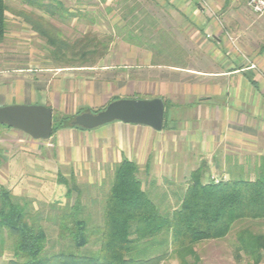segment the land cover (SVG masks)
<instances>
[{"label": "crops", "instance_id": "crops-1", "mask_svg": "<svg viewBox=\"0 0 264 264\" xmlns=\"http://www.w3.org/2000/svg\"><path fill=\"white\" fill-rule=\"evenodd\" d=\"M66 1L78 8L76 20L100 12L101 22L115 23L98 37L124 40L116 55L127 61L76 70L75 82L68 74L57 78V72L68 70L39 60L36 48L25 47L14 59L0 44V107L43 105L52 112L72 113L107 105L113 98L158 97L165 105V128L156 132L117 121L92 130L64 126L47 141L22 132L23 136L0 132V185L14 196L30 191L40 196L47 191L45 180L55 177L52 193L56 204L63 205L66 190L57 180L64 177L66 167L73 172L95 169L91 173L101 182L105 169L114 170L124 158L146 172L152 165L179 166V174L166 176L170 183H185L198 169L203 182L215 173L228 178L247 173L254 178L264 165V78L252 68L251 57L233 47L227 28L209 9L223 8L229 0ZM223 22L229 24V17ZM113 49L106 51L102 62ZM258 58L264 66V54ZM83 77L90 81L100 77V87L90 85L87 91L80 89L81 94L69 90ZM169 193L171 201L173 191Z\"/></svg>", "mask_w": 264, "mask_h": 264}, {"label": "trees", "instance_id": "trees-1", "mask_svg": "<svg viewBox=\"0 0 264 264\" xmlns=\"http://www.w3.org/2000/svg\"><path fill=\"white\" fill-rule=\"evenodd\" d=\"M24 1L50 16L56 11L60 20L76 17L59 0H48L49 5H43V0ZM6 12L5 0H0V44L5 40ZM35 30L54 45L53 38L43 29ZM69 48L70 57L88 67L94 66L107 51V46L95 37L84 36L68 44L56 36V58L65 59L64 50ZM69 119L64 117L55 123L53 120L52 135L66 126ZM138 174L135 162L122 159L114 167L108 189L101 198L98 199L97 193L94 198L89 197V210L81 204L82 190L74 180L68 182L59 176L58 183L66 187L67 203L50 207L55 213L51 220L66 246L48 256L45 247L49 237L42 225L41 211L20 204L22 198H15L0 186V257L8 240L13 259L6 264H160L168 258L187 264L188 257L196 256L194 246L199 243L223 240L239 223L264 220V165L252 179L230 178L217 183L203 182L201 170H195L183 185L176 186L172 193L175 202L168 201L171 205L167 203L164 185L168 188L173 183L165 180L162 187H157L151 180L145 189ZM74 193L76 197L70 203ZM236 236L237 251L255 256L259 262L264 236L246 229L239 230ZM67 245L77 251L94 250L88 254L72 253L65 250Z\"/></svg>", "mask_w": 264, "mask_h": 264}, {"label": "rangeland", "instance_id": "rangeland-1", "mask_svg": "<svg viewBox=\"0 0 264 264\" xmlns=\"http://www.w3.org/2000/svg\"><path fill=\"white\" fill-rule=\"evenodd\" d=\"M65 1L64 7L66 10H68L70 13L78 12L73 7V4L66 3ZM73 1V0H70ZM218 3H222V0H216ZM6 6H7V12L5 13L6 16V32L7 37L3 41L2 48H5L7 54L11 55V58H16L15 56L21 54V49L25 47L29 48H36L40 51L41 55H38L37 58L39 60L45 61V63L49 65L56 66V70L60 69L62 70H68L64 72H57V78H62L64 74H68L72 76V80L76 82V76L74 75L76 70H83L82 68H86L84 70H87L88 66L90 65H80L77 59H73L70 57L71 54V48L64 50L66 54L65 59H58L56 58V36L60 39L66 41L68 44H72L77 40L82 39L84 36H90L97 38L98 41H100L102 44L107 46V51L110 47L114 48L113 52L114 54H111L108 59L105 60V62H102L101 59L97 60L94 65L99 64H107L110 63L112 65H117L120 62H126L125 58L128 59V57L122 56V55H116V52L119 51L118 44L119 42H123L124 40L117 39V38H100L99 35L105 34L106 29L109 25L113 24H107L101 22V13L99 12L101 10V7H96L95 9L99 12L98 15L96 14H90L89 17L85 18V20H76L75 18H63L60 20L59 18H56V11L55 15L50 16L47 12L43 10H36L31 7H29L24 0H5ZM50 3L48 0H43L42 4L49 5ZM210 11L216 15V17L220 18V21L222 22V25L227 28L228 33H230V42L232 43L233 47L239 49L238 51L241 52L242 55L251 57V60L253 61V69L262 77L264 78V69L262 64V58H258V56H262L264 54V12L261 15L254 14L251 9L248 6V0H229L228 4L225 5V7L220 8L219 6L213 7L211 6ZM116 12V11H115ZM210 12V13H212ZM91 15V16H90ZM95 15V16H94ZM223 17H229V24L226 25V23L223 22ZM8 20V22H7ZM105 27V28H104ZM110 27V26H109ZM44 30L47 34V36H51L54 40V45H50L47 43L46 38H44L42 35H40L36 30ZM45 34V35H46ZM209 36V35H208ZM211 38V37H209ZM145 40V39H144ZM144 40H137V41H144ZM147 40V39H146ZM259 52H262L263 54H259ZM8 58V57H7ZM40 62L39 64L42 65ZM38 64V62H36ZM14 67V62L13 65ZM10 65L9 67L12 68ZM78 66H84V67H78ZM8 68V67H7ZM81 68V69H80ZM11 71V70H10ZM88 73L90 71H87ZM88 75V74H86ZM93 75V74H92ZM100 77H95L92 81L87 78H82L79 84L75 83L72 87L76 92L80 91H87L90 85H94V87L99 88L101 84ZM76 79V80H75ZM84 79V80H83ZM114 85V84H113ZM112 86V85H111ZM109 86V87H111ZM79 89V90H78ZM80 92H78L79 94ZM114 93V92H113ZM81 94V93H80ZM115 96V94H113ZM84 98L87 99L88 95H84ZM138 99L140 97L139 95L135 96ZM85 99V100H86ZM140 99V98H139ZM106 105L96 107L93 106L90 110L85 109H77L74 112H70L69 110H62L61 111H54L53 112V120L54 123L57 120H60L64 117H69L70 119L66 123V126H70L71 120L74 118L75 115H77V112H97L98 110H102ZM61 112V113H60ZM11 130V131H10ZM13 129H10L6 126H0V132H11L18 136H23V134L19 131H12ZM164 158V157H163ZM168 159H171L169 156H167ZM178 159V158H177ZM139 167V177L141 178L144 188H148V184L151 182V180L155 181L156 183H160L161 186L165 180H167L166 176H169L173 173V171H177L178 174L180 173V167H168L166 168L163 164L158 167H153V165L148 169V172L144 170V167ZM95 169L86 170L84 168L76 169L75 172L69 169V167H66L64 169V179L68 182L72 179L74 180L75 184L82 190L80 202L82 205L87 207L89 210V197L94 198L96 193L98 199L101 198V195L106 192L109 186V181L112 178L113 174V168H107L105 169V176L104 180L101 182H98L96 178H99V176H94L91 172H93ZM71 171V172H70ZM236 171V170H234ZM98 173V172H97ZM96 173V174H97ZM92 174V175H91ZM99 174V173H98ZM234 174V173H233ZM235 175V174H234ZM50 177V176H49ZM62 177V176H61ZM94 178L91 180V178ZM237 176H230L228 178L227 175H224V173H215L212 176L209 177V181L214 180H228L230 178H236ZM48 177L46 176V179ZM238 178H244L249 179V176L247 173L242 174L241 177ZM47 191H45L44 195H40L38 193L37 195L35 192L30 191L31 193L25 195L22 194L20 196H14L10 190H8L4 185H0L3 188L7 189L12 196L15 198H22V201L19 202L20 204H27L28 207H32L33 210H40L41 214L44 216V221L42 222V225L47 231L48 234V243L45 247V255H52L56 252L60 251L61 248L65 243L62 242L58 237V230L56 228V225L53 223L51 218L54 216V212L50 209L51 206H64L67 203L66 197L63 200V205L56 204V194L54 195L52 193V188L56 184L55 177H50L49 180H45ZM58 181V180H57ZM183 181H179L177 183H173L174 185L171 187H168L167 197L169 196V192L176 191V186L183 185ZM65 187L64 184H61ZM33 187V185H30ZM168 185H164L166 188ZM35 187V186H34ZM66 190V187H65ZM161 190H156V193H158ZM169 193V194H168ZM54 195V196H53ZM76 197L75 193L73 194L72 198L70 199V203H73L74 198ZM96 197V198H97ZM24 199V201H23ZM27 201V202H25ZM167 200V203L172 202V204L175 202L173 200L169 201ZM166 203V204H167ZM170 204V203H169ZM171 205V204H170ZM246 229L250 231L252 234L255 235H262L264 236V220L263 221H246L239 223L235 225L233 230L230 232V234L223 240H217V241H208V242H202L198 245L194 246L195 251V257H188L187 264H264V250H262L259 254L260 261L257 262L255 256H249L245 254L243 251H237L238 247V241H237V232L239 230ZM3 254L0 257V264H6L9 260L13 259V252L11 250V242L6 240L5 246H4ZM65 250L72 252V253H78V254H88L91 253L94 249L88 248L87 250H79L77 251L71 246H68L65 248ZM160 264H180L178 259L176 258H168L164 261H162Z\"/></svg>", "mask_w": 264, "mask_h": 264}, {"label": "water", "instance_id": "water-1", "mask_svg": "<svg viewBox=\"0 0 264 264\" xmlns=\"http://www.w3.org/2000/svg\"><path fill=\"white\" fill-rule=\"evenodd\" d=\"M164 110V102L158 97L117 99L100 111L75 115L70 126L92 130L117 121L146 126L159 132L164 127ZM0 126L22 132L34 140L47 141L52 136L53 112L43 105L0 107Z\"/></svg>", "mask_w": 264, "mask_h": 264}, {"label": "built area", "instance_id": "built-area-1", "mask_svg": "<svg viewBox=\"0 0 264 264\" xmlns=\"http://www.w3.org/2000/svg\"><path fill=\"white\" fill-rule=\"evenodd\" d=\"M248 6L254 14L261 15L264 12V0H248ZM214 182L217 183L219 181L214 180Z\"/></svg>", "mask_w": 264, "mask_h": 264}]
</instances>
